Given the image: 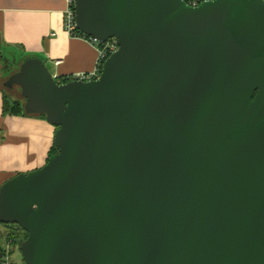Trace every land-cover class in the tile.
Wrapping results in <instances>:
<instances>
[{
  "label": "water",
  "instance_id": "obj_1",
  "mask_svg": "<svg viewBox=\"0 0 264 264\" xmlns=\"http://www.w3.org/2000/svg\"><path fill=\"white\" fill-rule=\"evenodd\" d=\"M118 50L92 81L28 59L4 87L57 130L0 189L24 264H264V0H73Z\"/></svg>",
  "mask_w": 264,
  "mask_h": 264
},
{
  "label": "crops",
  "instance_id": "obj_2",
  "mask_svg": "<svg viewBox=\"0 0 264 264\" xmlns=\"http://www.w3.org/2000/svg\"><path fill=\"white\" fill-rule=\"evenodd\" d=\"M66 8V0H0V189L10 179L47 163L55 148L57 130L41 115L3 112L5 94L24 104L17 97L20 90L13 92L4 87L8 78L28 59L44 61L59 83L94 70L97 47L66 33ZM9 60L13 65L18 63L7 71L5 62ZM5 239L3 235L0 255Z\"/></svg>",
  "mask_w": 264,
  "mask_h": 264
},
{
  "label": "built area",
  "instance_id": "obj_3",
  "mask_svg": "<svg viewBox=\"0 0 264 264\" xmlns=\"http://www.w3.org/2000/svg\"><path fill=\"white\" fill-rule=\"evenodd\" d=\"M66 1H67V8L63 13L64 30L72 37H79L85 39L84 37L76 35V32L78 31L76 29V23H75L74 1L73 0H66ZM210 1H214V0H183V2L191 8H197L203 3H207ZM86 40H88L92 45H95L97 47V60L95 63L94 70L89 74H81L75 77L67 78L65 80L66 82L74 81V80L87 82L98 79V77L101 74L102 66L106 61V59H108L114 52L118 50V42L116 39H110L104 44H99L97 43L96 40L92 38H88ZM12 245H14L13 239L6 238L5 244L3 245V248L1 250L0 264H12L10 261Z\"/></svg>",
  "mask_w": 264,
  "mask_h": 264
},
{
  "label": "rangeland",
  "instance_id": "obj_4",
  "mask_svg": "<svg viewBox=\"0 0 264 264\" xmlns=\"http://www.w3.org/2000/svg\"><path fill=\"white\" fill-rule=\"evenodd\" d=\"M12 63L13 62L10 60L5 62V64H8L7 71H9V69H15L18 62H16L14 65ZM11 91H13V92L17 91L18 92L19 89L16 87H13L11 89ZM17 97H19V99L24 103V100L22 99L20 93H19V96L17 95ZM0 230L3 231L2 236H0V241L3 237V235L6 236L9 234L12 235L15 239V243H14V245H12V248H11V257H10L11 263L12 264H24L23 259H22V255L20 252V245L25 238L24 233L20 232L16 228H8V227H5L1 224H0Z\"/></svg>",
  "mask_w": 264,
  "mask_h": 264
},
{
  "label": "trees",
  "instance_id": "obj_5",
  "mask_svg": "<svg viewBox=\"0 0 264 264\" xmlns=\"http://www.w3.org/2000/svg\"><path fill=\"white\" fill-rule=\"evenodd\" d=\"M76 35L77 36H81V37H84L85 39H88L89 37H87V36H84V35H82V34H80L79 32H76ZM66 81L64 80L63 82H60L61 84L62 83H65ZM6 90H11V89H8V88H6ZM3 112L5 113V114H12V115H31V114H26L25 112H24V110H23V105H22V103L20 102V101H12L11 99H10V97H8V95L7 94H5V97H4V105H3ZM43 118H45L44 117V115H41ZM57 152V150L54 148L53 149V151H52V154H55ZM51 154V155H52ZM3 226H5V225H3ZM5 227H8V228H16L17 230H19L20 232H23L19 227H17V226H5ZM24 233V235H25V238H26V236H27V234L25 233V232H23ZM6 238H11V239H13V241H14V243H15V239H14V237L12 236V235H6ZM24 238V239H25Z\"/></svg>",
  "mask_w": 264,
  "mask_h": 264
}]
</instances>
